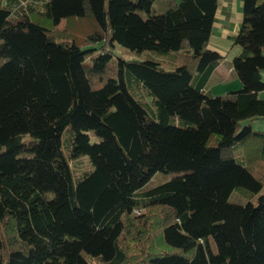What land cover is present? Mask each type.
<instances>
[{
  "label": "trees",
  "instance_id": "trees-1",
  "mask_svg": "<svg viewBox=\"0 0 264 264\" xmlns=\"http://www.w3.org/2000/svg\"><path fill=\"white\" fill-rule=\"evenodd\" d=\"M154 1L0 2V264H264V195L228 201L264 187V132L250 125L264 118V0H241V87L218 96L203 90L221 60L207 47L217 0L159 14ZM98 41L87 66L81 46ZM115 43L173 52L174 66L116 57ZM66 128L70 157L92 166L76 179ZM255 137L245 163L232 149ZM156 172L176 175L143 190Z\"/></svg>",
  "mask_w": 264,
  "mask_h": 264
},
{
  "label": "rangeland",
  "instance_id": "rangeland-1",
  "mask_svg": "<svg viewBox=\"0 0 264 264\" xmlns=\"http://www.w3.org/2000/svg\"><path fill=\"white\" fill-rule=\"evenodd\" d=\"M0 2L3 5L5 3V0H0ZM172 3H173L172 0H155L151 6V13L153 14L162 13ZM139 13L144 19L147 17V13L145 12H139ZM92 26L93 25L89 20L78 22L76 26V32L79 35H84L86 34V32L93 31ZM99 46H100L99 41L95 43L89 42L81 46L82 49L91 50L87 52L86 54V58L84 60L85 65L87 66L91 65V57H94L97 54L98 52L97 49L99 48ZM113 53H114V56L121 57L125 60H138V61L146 60V59L155 60L159 62L161 66L165 68L166 70H170L174 66V61H173L174 53L173 52H169L166 54H161V53H157L154 51H143L141 53H136L134 51H131L115 43V46L113 48ZM3 61L4 60L0 58V65L3 63ZM262 80L264 81V73L262 76ZM128 90H129V93L139 102H141L144 106L151 104L150 96L140 86H137L135 83H131V85L128 86ZM259 97L264 99V91H262L259 94ZM246 123H248L247 120H243L240 122L241 126L245 125ZM250 125H251L252 130H258V131L264 132V118L254 119L250 121ZM68 129L69 128L65 129L64 134L62 136L63 152L69 163L72 178L76 179L82 176L84 173L89 172L92 169V166L87 156H79L77 158L70 157L69 151H68V145H67L68 138H69ZM89 135L92 141L94 142L98 141V138L95 136V134L92 131H89ZM252 146H254L253 151L250 148ZM256 146L258 147L256 148ZM260 146H261V143L259 145V140L256 139L255 137L245 142L237 143L233 147L232 151L236 157H239L241 159V161L248 163L254 157H257L259 155ZM248 152L253 153L251 158H249ZM175 175L176 174H173V173L156 172L143 186V190L150 189L163 182H166ZM260 195H264V187L260 189L257 193H252L246 189L238 187V188H234L231 191V193L228 196V201L230 203L245 204L247 201L255 202L257 197Z\"/></svg>",
  "mask_w": 264,
  "mask_h": 264
},
{
  "label": "crops",
  "instance_id": "crops-1",
  "mask_svg": "<svg viewBox=\"0 0 264 264\" xmlns=\"http://www.w3.org/2000/svg\"><path fill=\"white\" fill-rule=\"evenodd\" d=\"M241 19V0H217L212 33L207 47L219 53L221 60L204 83L203 90L209 96L223 95L241 87V82L233 74L231 67L232 59L241 51L240 46L234 44L232 40L239 31ZM263 73L264 71L261 72V77Z\"/></svg>",
  "mask_w": 264,
  "mask_h": 264
}]
</instances>
